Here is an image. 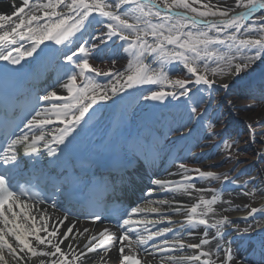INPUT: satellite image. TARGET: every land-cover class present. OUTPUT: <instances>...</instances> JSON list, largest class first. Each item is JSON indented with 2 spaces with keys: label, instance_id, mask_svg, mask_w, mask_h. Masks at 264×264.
<instances>
[{
  "label": "snow or ice",
  "instance_id": "6c2138e0",
  "mask_svg": "<svg viewBox=\"0 0 264 264\" xmlns=\"http://www.w3.org/2000/svg\"><path fill=\"white\" fill-rule=\"evenodd\" d=\"M19 8L14 7L13 15L0 14V61H6L11 65H20L25 57H32L41 44L45 41H54L55 44H64L69 37L74 36L77 32H82L87 23H90V17L93 13H98L108 22L105 30L99 35L92 37V43L88 40L82 41L76 49H71L70 53L64 54V59L68 65L79 69L74 72L71 67L67 68L65 75L68 82L61 85L66 89L70 96L65 97L59 95L56 91L42 97L43 100L65 101L57 106L53 105L55 116L63 117L60 123L65 126L60 129L59 135L52 137L51 142L47 141L43 133L30 136L24 133L20 136H14L8 144L7 150L0 155V165H6L0 169V261L7 264L4 257V250L23 259L19 253L27 252L33 257L43 256L53 258L50 264H73V260L69 258V253L65 252L61 245L65 240L69 239V234L73 231L71 227L54 243L58 229L49 231L47 220L41 216L44 221L43 227H38L35 215L26 208H31L27 200L26 191H16L13 187L15 180V170L19 167V146H24L25 154H35L41 151L42 146L47 149V154L58 159V146L64 145L68 137L76 132L77 128L84 121L90 108L97 103L98 100H107L111 95H115L125 88H133L137 84L143 83H160L166 82L171 87H179V93L175 91H152L150 95L144 96L145 100L164 101L169 96L172 98L188 97L189 101H193L192 89L187 85L193 83L190 79H171L167 72L161 69L157 72L146 63L148 56H152L158 63H168L171 61L182 62L190 77H194V83L203 84L211 88L217 83V78L227 75L238 76L241 72L249 68L257 59L264 54V17H258V26L248 25L247 33L241 37L239 33L245 28V22L248 21L258 10H264V0H234L233 6L218 7L206 0H46L38 5L29 7L30 0H22ZM63 8L68 10V14L57 11ZM128 6V7H125ZM26 8L28 12L26 13ZM241 9L242 11H237ZM43 10L42 15L36 12ZM183 10V11H180ZM209 17H218L219 20L208 19ZM103 24L104 21H98ZM6 25L8 28L6 29ZM203 26V27H201ZM195 29V30H193ZM228 32L226 38L222 37V33ZM124 41L131 55L134 57V64H129L130 74L124 77L123 73L118 76L124 78V83L118 79L116 84L110 90H103L101 85L95 81L87 79L86 74H108L100 73L90 63V59L101 48L107 46L113 38ZM151 37V41L148 39ZM28 39L31 41V47L23 51L17 45L18 41ZM226 45L229 50L235 48L239 52L241 48L253 50V55L237 57L235 52L231 55L221 54L218 47ZM16 52L17 55H13ZM214 65V66H213ZM10 71H18V69H9L7 67L0 68V74H6ZM78 78H84L83 83L78 86ZM221 87L227 89L229 85L224 83ZM192 93V95H190ZM200 103L193 101L189 108V120L199 117L202 122L204 114H200ZM71 114V118L69 115ZM42 114L36 113V117L28 121L26 127L32 129L53 123L51 118L37 119ZM215 127V125H210ZM251 127V126H250ZM56 144L57 147H53ZM231 148V146H230ZM60 151H63L62 149ZM181 168L186 167L184 164ZM201 178L220 179L221 175L213 171H204L195 169ZM226 180L227 177L225 176ZM157 185H161L160 180H156ZM179 190L188 191L195 188V185H181ZM198 192L215 191L214 189H196ZM32 197H28L31 200ZM219 202L216 195L210 199L200 198V201L191 207L187 222L193 228L197 225L204 226L202 233L203 239L196 244H186L182 239L169 240L165 239V245H172L171 248L162 249V251L183 252L185 248L198 250L196 254L190 256H173L169 255L168 260L174 264H215L213 261V251L211 248L205 250L204 246L211 245L212 241H217L215 246V255L218 257L221 252L224 258L220 260V264H235L233 253L219 246V239L223 238V229L226 225L233 224L227 216L220 219H213L210 222V216L214 214V205ZM167 204L169 201H160ZM19 209L17 211L16 209ZM198 209L202 211L198 212ZM143 208H134L131 213H126L122 219L124 231L122 234L113 239L108 229H104L99 235L103 239L97 241L94 235L90 238L88 244L84 247L86 251H82L75 256L76 261H80L82 257H87L89 253L108 252L117 243L118 264H142L141 259L133 255L125 254V248H131L133 242L138 245H144L155 237L161 236L164 232L171 229L165 228L162 231L151 232L147 230V224L151 221H145L133 218L136 214L143 212ZM156 213L159 210L155 207L150 209ZM175 211H180L179 208ZM258 211L256 208L250 210L249 215H253ZM23 218L24 222H21ZM67 217H65V220ZM94 220H99V215L93 216ZM28 221H31L29 225ZM171 222V221H169ZM63 223V221H61ZM141 225H144L147 236L132 235L138 232ZM215 229V234L209 238L208 229ZM238 232L241 231L238 227ZM251 227L242 229L243 233H248ZM45 232V236H41V232ZM84 231H87L85 229ZM191 234V233H190ZM14 238L15 244L9 242L8 237ZM29 237H34L39 245H44L50 250L37 251L33 247ZM99 244L96 246L93 242ZM127 242V244L125 243ZM226 243H228L226 241ZM68 249H72V244L66 245ZM103 259V257H101ZM43 264V262H42ZM106 264V262H105Z\"/></svg>",
  "mask_w": 264,
  "mask_h": 264
},
{
  "label": "bare ground",
  "instance_id": "6f19581e",
  "mask_svg": "<svg viewBox=\"0 0 264 264\" xmlns=\"http://www.w3.org/2000/svg\"><path fill=\"white\" fill-rule=\"evenodd\" d=\"M46 0H30L29 7L38 5ZM67 2V0H66ZM208 2V0H206ZM210 2L218 7L233 6L234 0H210ZM23 6L22 0H9L7 2L0 3V14L13 15L14 7L19 8ZM128 7V6H125ZM26 8V13L28 12ZM68 14V10L63 8L57 9ZM183 11V10H180ZM237 11H242L237 9ZM43 10L36 12L37 15H42ZM97 13H93V17H90V23H87L85 29L82 32H77L74 36L61 45H57L54 41H45L40 45L32 57H25L24 60L30 66H34L37 63H43L51 57L60 58L64 57L65 53L71 54V49H76L77 46L84 40H88L90 43L92 37L99 35L102 30L105 29V25L108 22L104 17L94 16ZM264 17V10H258L255 17ZM208 19L219 20L218 17H209ZM257 19V18H256ZM106 20V21H105ZM98 21H104L103 24ZM249 21L245 23L248 24ZM246 25V24H245ZM203 27V26H201ZM8 25H6V29ZM242 29L239 35L243 37L247 31ZM232 29H228L227 32L222 35L226 37L228 32ZM151 41V37L148 38ZM23 45L21 50L31 47V41L25 39L18 41L17 45L13 47H19ZM108 45L101 46L99 50L92 56L90 63L94 68H97L100 73H93L95 79L98 78L103 90H110L116 81L119 79L121 83H124V78L118 76V73H123L124 77L130 74L128 65L134 64V57L128 50V46L125 42L122 44L117 42L114 49H108ZM253 52L243 53L240 56L253 55ZM146 63H149L153 69L159 72L163 69L168 73L171 79H192L193 83L187 85L192 89V93L198 87H204L208 91V95L204 99H196L193 96V101L200 103L199 112L204 114L207 110L204 118H211L215 127H208L204 119L201 122L199 117H194L189 120V108L193 101L186 102L181 108H186L182 113L177 107H174L171 102V96L164 101H152L145 100L144 96L150 95L152 91H179V87H171L166 82L160 83H143L137 84L133 88H125L120 90L115 95H111L110 99L98 100L94 104L89 112L95 114H105L109 111L117 112L120 116L125 114L130 120L146 121L156 113L157 118L167 119L168 124L176 125V132L178 135H184L192 133L195 139H198V147L196 151L201 155L200 161L195 165L201 170H209L221 175L220 179L209 178L202 187H208L210 182H213L211 187H217L221 181L227 179L233 180V184H243L247 181L245 187L238 190L227 192L223 195V203L214 206L215 212L212 214L213 219H220L227 216L229 219H235L238 223L236 225L249 227L253 221H258L260 215L264 216V98L257 97V94L264 95V70L256 73V69L264 67V57L257 59L246 71L241 72L238 76L227 75L217 78V83L209 88L206 85H197L194 83V77H190L183 64H175V61L168 63H158L152 56H148ZM177 63V62H176ZM214 66V65H213ZM79 71V70H78ZM256 74V75H254ZM90 78H92L90 76ZM83 78H78V86L83 83ZM68 82V79L63 83ZM62 83V84H63ZM80 83V84H79ZM227 83L229 87L227 89L221 87L222 84ZM57 88V93L61 96L69 95L66 89L61 85ZM61 90V91H59ZM55 91V90H54ZM59 91V92H58ZM190 93V95H192ZM131 105L130 113H127V105ZM102 116V115H101ZM251 126V127H250ZM229 128V129H228ZM228 129V131H226ZM233 130L231 139L236 142L237 152H231L228 146L229 140L226 137L229 135V130ZM254 187L255 193L251 191ZM212 192H192L185 198L190 201L191 204L197 199L207 198ZM254 199L255 202L250 201ZM252 208L258 209V211L249 215ZM41 216L45 219V215H38L36 217V223L39 227H42L44 221L41 220ZM259 218L258 220H256ZM262 218V217H261ZM47 220V219H46ZM48 224V220H47ZM264 224V222H263ZM30 225V224H29ZM254 227V226H252ZM12 243V239L8 238ZM32 241V239L29 237ZM65 243H68L66 241ZM14 247H17L19 252V246L13 241ZM190 251V250H189ZM7 264H34L37 260L29 253H19V259L16 256L11 255L7 249L3 252ZM196 254V252L194 253ZM218 259V261H220ZM0 264H4L0 261ZM235 264H248L241 260L235 259Z\"/></svg>",
  "mask_w": 264,
  "mask_h": 264
},
{
  "label": "rangeland",
  "instance_id": "374dc122",
  "mask_svg": "<svg viewBox=\"0 0 264 264\" xmlns=\"http://www.w3.org/2000/svg\"><path fill=\"white\" fill-rule=\"evenodd\" d=\"M258 17H259V16H256V18H258ZM256 18H253L251 21L248 22V24H247L246 27L244 28V29H245L244 31H247L248 25L258 26V19H256ZM193 30H195V29H193ZM221 35H224V33H222ZM222 37H223V36H222ZM223 38H226V37H223ZM218 51H219L221 54H226V55H231L232 53L235 52L236 56H238V55L240 56L241 54H243V53H249V52L252 51V50H246V49L241 48L239 52H236V51H235V48L229 50V49L227 48L226 45H221V46L218 47ZM253 53H254V52H253ZM262 57H264V54H262L260 58H262ZM176 62L179 63V64H182V62L175 61V63H176ZM251 65H252V64H251ZM251 65H250V66H251ZM250 66H249V67H250ZM246 70H247V69H246ZM246 70H245V71H246ZM179 91H180V90H179ZM179 91L177 90V93H179ZM207 94H208L207 89L204 88V87H199V88H197V90H196V92H195V96L198 97V98H204ZM183 98H184V97H178V98H176V100H177V101H182ZM230 142H231V143H230V145H231V148H230L231 150H230V151L236 153V152H237V145H236V143H235L234 141H230ZM251 191H252L253 193H255V189H254V187L251 189ZM250 202H251V203H254L255 200L252 199Z\"/></svg>",
  "mask_w": 264,
  "mask_h": 264
}]
</instances>
